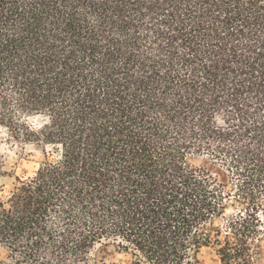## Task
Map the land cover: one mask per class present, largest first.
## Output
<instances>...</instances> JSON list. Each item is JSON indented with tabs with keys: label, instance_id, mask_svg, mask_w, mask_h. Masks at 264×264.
Instances as JSON below:
<instances>
[{
	"label": "trees",
	"instance_id": "trees-1",
	"mask_svg": "<svg viewBox=\"0 0 264 264\" xmlns=\"http://www.w3.org/2000/svg\"><path fill=\"white\" fill-rule=\"evenodd\" d=\"M0 128L45 155L0 197L13 264H254L264 0H0Z\"/></svg>",
	"mask_w": 264,
	"mask_h": 264
},
{
	"label": "rangeland",
	"instance_id": "rangeland-1",
	"mask_svg": "<svg viewBox=\"0 0 264 264\" xmlns=\"http://www.w3.org/2000/svg\"><path fill=\"white\" fill-rule=\"evenodd\" d=\"M43 147V145L37 143H20L10 139L8 131L0 128V197L8 196L19 183V179H27L36 174L45 157ZM47 150H50V147H47ZM207 160L211 162L210 159ZM215 163L219 171L225 176V179H233L232 174L228 172L224 163ZM231 187L230 184L229 188ZM238 210L239 206L236 204L234 206L230 205L226 210L225 217L216 219V224L221 226L223 232L226 230L228 218L232 217ZM262 226V232L252 243L251 251L254 264H264V223L261 224ZM100 246L98 245L97 248H100ZM102 247L97 253L99 254L100 252V257L110 264H133L136 261L131 253L120 252L114 245L109 244ZM199 257L200 264H222L215 246L203 247ZM16 259L17 257L8 246L0 244V264H13ZM141 264L147 263L143 262Z\"/></svg>",
	"mask_w": 264,
	"mask_h": 264
}]
</instances>
